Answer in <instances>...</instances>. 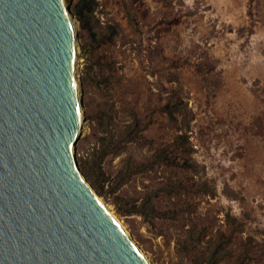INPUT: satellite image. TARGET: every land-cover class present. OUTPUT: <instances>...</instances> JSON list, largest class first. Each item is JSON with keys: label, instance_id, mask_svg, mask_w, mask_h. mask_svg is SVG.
Masks as SVG:
<instances>
[{"label": "rangeland", "instance_id": "obj_1", "mask_svg": "<svg viewBox=\"0 0 264 264\" xmlns=\"http://www.w3.org/2000/svg\"><path fill=\"white\" fill-rule=\"evenodd\" d=\"M67 1L88 180L153 264H264V0Z\"/></svg>", "mask_w": 264, "mask_h": 264}, {"label": "water", "instance_id": "obj_2", "mask_svg": "<svg viewBox=\"0 0 264 264\" xmlns=\"http://www.w3.org/2000/svg\"><path fill=\"white\" fill-rule=\"evenodd\" d=\"M79 48L67 0H0V264H151L80 166Z\"/></svg>", "mask_w": 264, "mask_h": 264}, {"label": "bare ground", "instance_id": "obj_3", "mask_svg": "<svg viewBox=\"0 0 264 264\" xmlns=\"http://www.w3.org/2000/svg\"><path fill=\"white\" fill-rule=\"evenodd\" d=\"M80 26V25H79ZM79 50H80V48H79ZM78 50V51H79ZM79 53V52H78ZM78 77V76H77ZM77 79H79V77L77 78ZM79 81V80H78ZM79 84H80V82H79ZM79 92H80V94H82V89H81V86L79 85ZM260 96V95H259ZM258 118V117H257ZM259 120V119H258ZM101 199H103L102 197H101ZM103 201H104V199H103ZM105 202V201H104ZM106 203V202H105ZM107 204V203H106ZM111 211V210H110ZM112 213H113V215H115V217H117L121 222V224H122V226H123V228L129 233V235H132L131 233H130V231L128 230V228L125 226V224H124V222L113 212V211H111ZM132 237H133V235H132ZM133 239L135 240V238L133 237ZM136 241V240H135ZM137 242V241H136ZM139 245V244H138ZM139 248H140V250H141V252L142 253H144V254H146L145 253V251L141 248V246L139 245ZM147 255V254H146ZM147 257L149 258V256L147 255ZM149 261H151V259L149 258ZM151 264H153L152 263V261H151Z\"/></svg>", "mask_w": 264, "mask_h": 264}, {"label": "trees", "instance_id": "obj_4", "mask_svg": "<svg viewBox=\"0 0 264 264\" xmlns=\"http://www.w3.org/2000/svg\"><path fill=\"white\" fill-rule=\"evenodd\" d=\"M77 10H79V7H77ZM112 28H113L114 33L118 31L116 27H112ZM105 37H107V36H105ZM109 38H110V36H109ZM97 40H99V39L97 38ZM99 42H103V41H99Z\"/></svg>", "mask_w": 264, "mask_h": 264}]
</instances>
